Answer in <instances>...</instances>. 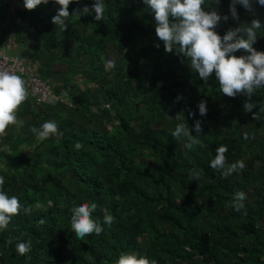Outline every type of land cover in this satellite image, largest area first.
Returning a JSON list of instances; mask_svg holds the SVG:
<instances>
[{
	"label": "trees",
	"instance_id": "16d2710c",
	"mask_svg": "<svg viewBox=\"0 0 264 264\" xmlns=\"http://www.w3.org/2000/svg\"><path fill=\"white\" fill-rule=\"evenodd\" d=\"M93 2L72 0L66 27L52 21L55 0L18 12L34 30L39 76L64 90L72 106L40 105L27 95L17 123L0 133L3 190L23 206L0 231V264H116L132 252L152 264H264V87L251 97L255 119L243 108L245 94H223L214 73L205 82L189 58L164 50L143 0H104L102 20ZM229 4L206 0V11L229 17L217 33L259 19L254 48L264 51V7L237 5L234 19ZM194 119L202 132L188 148L172 132L186 122L196 135ZM45 121H55L58 132L39 140L32 128ZM221 145L226 166L242 160L246 167L227 177L212 168ZM239 191L246 215L233 206ZM84 202L97 204L98 223L106 214L115 219L81 239L71 210ZM29 240L30 252L19 254L17 243Z\"/></svg>",
	"mask_w": 264,
	"mask_h": 264
},
{
	"label": "clouds",
	"instance_id": "9594fccd",
	"mask_svg": "<svg viewBox=\"0 0 264 264\" xmlns=\"http://www.w3.org/2000/svg\"><path fill=\"white\" fill-rule=\"evenodd\" d=\"M49 0H23V6L34 9L38 5L47 4ZM60 5L58 12L52 17L55 24L66 27V18L70 16L68 5L72 0H55ZM220 0H216L218 4ZM156 21V36L164 44L166 52L182 54L190 59L191 68L198 72L199 77L207 82L210 75L214 73L220 91L229 97L237 94H245L248 100L243 108L257 118V113L252 112L256 106L251 102V97L257 88L264 87V51L254 48L257 41V30L262 31V22L253 19L250 23L228 30L223 36L217 33L216 26L221 20L227 21L228 15H221L216 10L206 11V0H143ZM264 7V0H230L229 12L232 18L238 16L237 5L243 6L246 11L253 10V4ZM92 9L95 11V19L102 20L105 11L104 0H94ZM89 11L88 7L83 9L84 13ZM159 47V43L154 45ZM246 50V54L234 55L238 50ZM27 89L24 79L15 73L0 70V133L10 125L17 123L16 109L26 100ZM181 97L177 96V100ZM200 117L206 116L207 102L201 100L198 105ZM189 116L195 118L196 113L189 111ZM23 122L21 121L20 124ZM192 131L186 122L177 123L172 135L177 139L184 137L187 147L191 148L196 138L202 132V121L194 119ZM32 132L39 140H44L58 132L55 121H45L40 128L33 127ZM76 147H80L79 144ZM228 151L226 145L216 149L215 158L210 161L214 169L222 170V175H228L243 170L246 165L244 161H236L226 166L225 153ZM193 170V176L196 177ZM195 180V179H194ZM5 177L0 175V231L5 229L23 207L19 197L9 196L3 190ZM246 194L243 191L234 194L233 206L237 212L247 214L243 201ZM97 204L95 202H84L74 206L71 210V228L78 237L83 239L88 234H99L103 225H111L115 217L106 214L102 223L92 218ZM31 241H20L16 245L19 254L30 252ZM116 264H152L146 256H140L135 252L121 254Z\"/></svg>",
	"mask_w": 264,
	"mask_h": 264
},
{
	"label": "crops",
	"instance_id": "0c3cea01",
	"mask_svg": "<svg viewBox=\"0 0 264 264\" xmlns=\"http://www.w3.org/2000/svg\"><path fill=\"white\" fill-rule=\"evenodd\" d=\"M23 9H26L23 6V0H0V49L9 55L23 58L29 71L39 75L42 56H38L34 49L36 44L34 30L31 26L21 23L18 12ZM63 79L60 81L56 79L58 87L61 86ZM79 87L83 88L82 83ZM64 106L67 105L64 104Z\"/></svg>",
	"mask_w": 264,
	"mask_h": 264
},
{
	"label": "built area",
	"instance_id": "2783aa9c",
	"mask_svg": "<svg viewBox=\"0 0 264 264\" xmlns=\"http://www.w3.org/2000/svg\"><path fill=\"white\" fill-rule=\"evenodd\" d=\"M0 70L9 71L24 78L27 93L36 104L72 106L71 99L64 90L56 92L47 80L29 71L23 58L9 55L2 49H0Z\"/></svg>",
	"mask_w": 264,
	"mask_h": 264
},
{
	"label": "rangeland",
	"instance_id": "374dc122",
	"mask_svg": "<svg viewBox=\"0 0 264 264\" xmlns=\"http://www.w3.org/2000/svg\"><path fill=\"white\" fill-rule=\"evenodd\" d=\"M60 69H59V74L56 76V79H58L59 81L60 80H62V78H63V71L61 70L62 69V67H59ZM82 84H83V82H82ZM79 85H80V83H79Z\"/></svg>",
	"mask_w": 264,
	"mask_h": 264
},
{
	"label": "bare ground",
	"instance_id": "6f19581e",
	"mask_svg": "<svg viewBox=\"0 0 264 264\" xmlns=\"http://www.w3.org/2000/svg\"><path fill=\"white\" fill-rule=\"evenodd\" d=\"M27 66V65H26Z\"/></svg>",
	"mask_w": 264,
	"mask_h": 264
}]
</instances>
